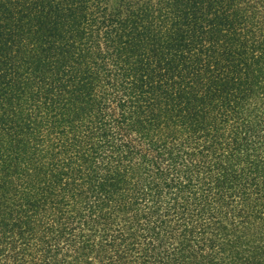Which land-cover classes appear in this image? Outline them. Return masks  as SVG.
Masks as SVG:
<instances>
[{
    "label": "trees",
    "instance_id": "obj_1",
    "mask_svg": "<svg viewBox=\"0 0 264 264\" xmlns=\"http://www.w3.org/2000/svg\"><path fill=\"white\" fill-rule=\"evenodd\" d=\"M0 264H264V0H0Z\"/></svg>",
    "mask_w": 264,
    "mask_h": 264
}]
</instances>
